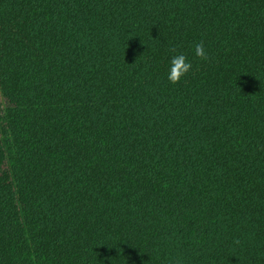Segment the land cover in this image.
I'll list each match as a JSON object with an SVG mask.
<instances>
[{"label": "trees", "instance_id": "16d2710c", "mask_svg": "<svg viewBox=\"0 0 264 264\" xmlns=\"http://www.w3.org/2000/svg\"><path fill=\"white\" fill-rule=\"evenodd\" d=\"M0 264H264V0H0Z\"/></svg>", "mask_w": 264, "mask_h": 264}, {"label": "clouds", "instance_id": "9594fccd", "mask_svg": "<svg viewBox=\"0 0 264 264\" xmlns=\"http://www.w3.org/2000/svg\"><path fill=\"white\" fill-rule=\"evenodd\" d=\"M194 54L202 60L207 61L209 59L208 52L203 42H198L194 45ZM192 70V63L188 58L183 55L173 56L170 62L168 80L172 84L179 83L182 78L186 77ZM239 243V241H236Z\"/></svg>", "mask_w": 264, "mask_h": 264}]
</instances>
